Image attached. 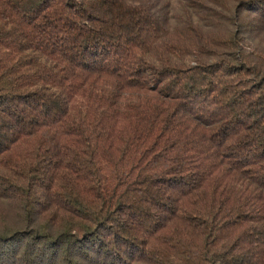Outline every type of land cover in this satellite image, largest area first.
I'll return each mask as SVG.
<instances>
[{
	"label": "trees",
	"instance_id": "1",
	"mask_svg": "<svg viewBox=\"0 0 264 264\" xmlns=\"http://www.w3.org/2000/svg\"><path fill=\"white\" fill-rule=\"evenodd\" d=\"M0 264H264V0H0Z\"/></svg>",
	"mask_w": 264,
	"mask_h": 264
}]
</instances>
